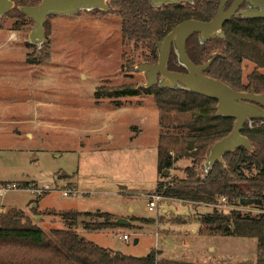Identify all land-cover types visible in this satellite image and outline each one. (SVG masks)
I'll return each mask as SVG.
<instances>
[{
	"label": "rangeland",
	"instance_id": "rangeland-1",
	"mask_svg": "<svg viewBox=\"0 0 264 264\" xmlns=\"http://www.w3.org/2000/svg\"><path fill=\"white\" fill-rule=\"evenodd\" d=\"M201 1L177 3L194 12ZM24 3L14 0L0 13V181H35L56 188L40 197L11 190L0 200L7 206L0 205V213L18 209L13 205L21 207L32 223L52 237L50 229L65 228L59 211L89 212L78 217L75 232L125 255L143 256L161 249L167 259L255 264L260 251L252 237L208 234L202 217L214 209L258 215L264 213V197L244 182L238 183L245 193L242 201L226 198L221 203L216 196L214 202L203 203L157 191L158 182L164 191L188 181L184 169L191 164L189 157L172 154L171 167L157 171L158 136L179 130L160 126V109L152 92L101 95L122 86L145 87L146 74L136 67L152 59L145 43L122 41L118 8L105 0L106 10L49 15L43 36L31 42L34 21L23 13ZM247 7L244 2L240 8ZM257 45L247 42L242 50L263 57L264 46ZM254 70L264 76V67L244 57L242 83ZM160 79L157 76L156 82ZM254 119V129L264 126L260 118ZM241 133L247 137L242 129ZM249 142L251 151L254 143ZM205 166L203 160L197 167L200 177ZM244 173L249 175L247 170ZM67 179L76 183L78 192L62 193L60 189L71 187ZM153 194L161 199L149 211L146 204ZM32 202H38L37 207H30ZM101 212L109 213L115 223L120 218L128 222L102 230L84 229V222L106 221ZM125 233L129 242L122 239ZM135 238L138 242L133 244Z\"/></svg>",
	"mask_w": 264,
	"mask_h": 264
},
{
	"label": "trees",
	"instance_id": "trees-1",
	"mask_svg": "<svg viewBox=\"0 0 264 264\" xmlns=\"http://www.w3.org/2000/svg\"><path fill=\"white\" fill-rule=\"evenodd\" d=\"M19 1L25 2L24 6H31L40 0ZM218 1L202 0L200 8L194 12L178 4L154 9L149 0H110V4L118 8L121 17L122 41L145 43L150 50L151 61L156 63V42L185 19H210L217 9ZM231 1L227 0L225 6L228 7ZM222 32L223 37L213 36L204 41L198 38V32L189 35L185 44L189 59L199 65L215 54L204 74L235 90L264 93V76L256 70L248 75L247 83L241 81L244 57L253 61L256 67H264V55L258 57L242 50L245 46L243 44L247 42L253 46H264V18L233 16L223 25ZM167 68L186 72L185 67L179 63L174 48L170 49ZM141 92L154 93L156 105L160 109V126L180 131L174 134L164 132L158 136L157 171L171 167L172 154L178 158H191V164L184 169L188 181L164 191H161L162 184L158 182L157 191L181 200L212 203L216 196H225L230 200L243 198L245 193L238 183L244 182L253 193L264 197V126L254 129L244 124L243 133L254 143V149L250 151L242 146L224 153L222 161H216L200 177L197 167L204 160L210 146L230 132L234 119L218 116L216 100L213 98L184 88L160 87L157 83L139 88L122 86L101 92V95L136 96ZM95 95L101 97L98 91ZM99 214L107 220L96 224L84 222V229L102 230L116 225L109 213ZM58 215L65 228L50 229V237L32 223L21 209L11 208L0 213V264H214L159 258L160 252L155 249L143 256L125 255L101 247L75 232L78 217L89 215V212L65 210L59 211ZM202 222L204 230L211 235L256 237L257 247L264 255V213L244 215L235 210L223 213L214 209L202 217ZM255 264H264V258L261 256Z\"/></svg>",
	"mask_w": 264,
	"mask_h": 264
},
{
	"label": "water",
	"instance_id": "water-1",
	"mask_svg": "<svg viewBox=\"0 0 264 264\" xmlns=\"http://www.w3.org/2000/svg\"><path fill=\"white\" fill-rule=\"evenodd\" d=\"M13 1L0 0V13L7 11ZM178 1L150 0V3L153 7H158L162 4L177 3ZM226 2L227 0H219L215 13L208 20L188 18L173 26L161 40L156 42L157 62L144 63L136 67L146 74L145 87L157 83L160 87L184 88L213 98L216 100V114L234 119L230 132L210 146L204 158L206 163L204 174L216 161H222L224 153L242 146L249 150L250 142L241 133L243 123L247 118L264 119V93L235 90L226 83L204 74V71L215 58V54L206 62L196 65L186 53V40L192 33L198 32L200 40L204 41L215 34L223 37L222 27L224 23L238 13L242 17L264 18V0H232L229 6L225 7ZM244 2H247V6H249L247 9L240 8ZM93 8L106 10L108 5L105 4V0H40L36 5L21 7L23 13L34 21L29 35L31 42H35L43 36V23L49 15L73 14L79 10ZM171 46H173L177 59L185 67L186 72L173 71L167 68ZM157 76L161 77L158 82H156ZM127 222L126 219L120 218L116 223L126 224ZM137 241L138 239L135 238L133 244H136Z\"/></svg>",
	"mask_w": 264,
	"mask_h": 264
},
{
	"label": "built area",
	"instance_id": "built-area-1",
	"mask_svg": "<svg viewBox=\"0 0 264 264\" xmlns=\"http://www.w3.org/2000/svg\"><path fill=\"white\" fill-rule=\"evenodd\" d=\"M257 119V118H256ZM254 118H247L245 120V125L248 128H253L255 127L254 125ZM261 124H264V119H259L258 120ZM56 186L49 184V183H44L42 185L38 184L37 182L33 181H24V182H16V181H11V182H4L0 184V197L4 196L7 192L11 190H26L29 193L33 195V197H40L43 194L47 193L50 190L55 189ZM64 195L68 194H73L76 193L77 190L71 187H66L63 189H60ZM161 199V195L159 194H153L149 197L147 201V209L149 211H153L154 209L157 208V203ZM220 202H224L226 200L225 196H220L219 197ZM122 239L126 242L130 241L129 235L128 234H122Z\"/></svg>",
	"mask_w": 264,
	"mask_h": 264
},
{
	"label": "crops",
	"instance_id": "crops-1",
	"mask_svg": "<svg viewBox=\"0 0 264 264\" xmlns=\"http://www.w3.org/2000/svg\"><path fill=\"white\" fill-rule=\"evenodd\" d=\"M68 181V183L70 184V186L71 187H73L74 189H76L77 190V188H78V186L76 185V183L72 180V179H67ZM0 182H7V181H0ZM78 192V191H77ZM4 197V196H3ZM1 198L2 197H0V200H1ZM40 200V199H39ZM37 204H38V202L36 203H34V202H32V204L30 205V207H37ZM0 205L2 206V207H7V206H5L4 204H2V202L0 201ZM9 207V206H8ZM10 207H15V208H18V209H22L21 207H17V206H15V205H13V206H10ZM9 207V208H10ZM38 209V208H37ZM37 216H39V215H37ZM192 230H194L195 231V228H193ZM222 236V235H221ZM228 237H233V238H239V239H248L247 237H241V236H228ZM254 243H255V238H250ZM138 242V241H137ZM210 247V246H209ZM208 247V248H209ZM113 250V249H112ZM155 250H157V249H155ZM161 250V249H160ZM160 250L158 249V251L160 252ZM245 252H243L242 253V256H243V254H244ZM162 254V253H161ZM161 254H158V257L159 258H164V257H162L161 256ZM167 259V258H166ZM175 260H177V259H175ZM189 262H193V261H189ZM212 262V261H211ZM241 262V261H240ZM193 263H196V262H193ZM199 263H208V262H199Z\"/></svg>",
	"mask_w": 264,
	"mask_h": 264
},
{
	"label": "flooded vegetation",
	"instance_id": "flooded-vegetation-1",
	"mask_svg": "<svg viewBox=\"0 0 264 264\" xmlns=\"http://www.w3.org/2000/svg\"><path fill=\"white\" fill-rule=\"evenodd\" d=\"M150 1V0H149ZM171 4H178V5H182V6H184L185 7V5L184 4H182V3H167V4H162L160 7H162V6H164V5H171ZM226 7V6H225ZM226 23V22H225ZM224 23V24H225ZM199 35V34H198ZM214 36H218V35H214ZM198 38H199V36H198ZM200 39V38H199ZM171 48H173L172 46H171ZM170 54V53H169ZM158 59V58H157ZM147 63H153L152 61H150V62H147ZM241 237H243V236H241ZM252 238H255V242H256V247H257V238L256 237H252ZM257 250H259L258 249V247H257ZM260 251V250H259ZM263 254L261 253V251H260V254L259 255H257V260H258V258H260L261 256H262ZM243 261H241L240 263H242Z\"/></svg>",
	"mask_w": 264,
	"mask_h": 264
}]
</instances>
